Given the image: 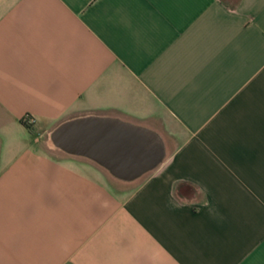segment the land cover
Returning <instances> with one entry per match:
<instances>
[{"label": "crops", "instance_id": "obj_1", "mask_svg": "<svg viewBox=\"0 0 264 264\" xmlns=\"http://www.w3.org/2000/svg\"><path fill=\"white\" fill-rule=\"evenodd\" d=\"M85 117L162 163L53 144ZM0 264H264V0H0Z\"/></svg>", "mask_w": 264, "mask_h": 264}, {"label": "water", "instance_id": "obj_2", "mask_svg": "<svg viewBox=\"0 0 264 264\" xmlns=\"http://www.w3.org/2000/svg\"><path fill=\"white\" fill-rule=\"evenodd\" d=\"M51 140L67 152L91 156L125 182L153 171L165 157L163 140L156 132L112 118L65 122L54 129Z\"/></svg>", "mask_w": 264, "mask_h": 264}, {"label": "built area", "instance_id": "obj_3", "mask_svg": "<svg viewBox=\"0 0 264 264\" xmlns=\"http://www.w3.org/2000/svg\"><path fill=\"white\" fill-rule=\"evenodd\" d=\"M24 121L28 124V125H32L33 124V120L30 117H25Z\"/></svg>", "mask_w": 264, "mask_h": 264}, {"label": "trees", "instance_id": "obj_4", "mask_svg": "<svg viewBox=\"0 0 264 264\" xmlns=\"http://www.w3.org/2000/svg\"><path fill=\"white\" fill-rule=\"evenodd\" d=\"M26 126H29L26 122H25Z\"/></svg>", "mask_w": 264, "mask_h": 264}]
</instances>
